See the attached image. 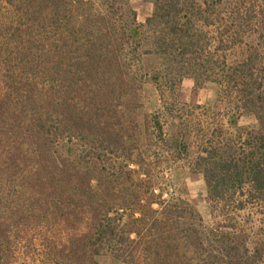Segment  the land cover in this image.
<instances>
[{
    "label": "trees",
    "instance_id": "trees-1",
    "mask_svg": "<svg viewBox=\"0 0 264 264\" xmlns=\"http://www.w3.org/2000/svg\"><path fill=\"white\" fill-rule=\"evenodd\" d=\"M217 12L0 0V264H264L263 54L243 40L261 24ZM185 77L219 88L222 120L163 101ZM148 82L162 104L138 118ZM192 145L205 220L158 182Z\"/></svg>",
    "mask_w": 264,
    "mask_h": 264
},
{
    "label": "rangeland",
    "instance_id": "rangeland-1",
    "mask_svg": "<svg viewBox=\"0 0 264 264\" xmlns=\"http://www.w3.org/2000/svg\"><path fill=\"white\" fill-rule=\"evenodd\" d=\"M132 10L136 13V21L143 23L144 20L151 14L153 8V0H125ZM202 6L215 4L218 11V18H224L229 13H236L238 18H252V22H260L258 32L248 31L244 33L243 40L245 43L255 45L258 40H261L259 48L261 56L260 66L264 67V0H196ZM210 27L212 33L214 29ZM244 46L235 48L228 55V61H240L244 58ZM157 62L153 60L143 61V66L147 69L150 66H155ZM219 88L209 82L201 85H195L190 77L182 79L180 85L173 93H164V100L167 103L175 101L183 116L193 115L192 119H203L207 114L208 118H216L222 120L224 110L220 108L222 104L218 102ZM142 108L138 111V118L144 113H151L159 109L162 104L158 90L155 86L148 82L144 85L141 91ZM196 107H200L197 109ZM204 112H207L204 114ZM197 121V120H195ZM196 123V122H195ZM238 127L246 130H256L257 122L255 115L252 112H243L238 120ZM196 152L194 145L189 150L187 158L181 161L174 162L170 165V169L162 176L158 182L162 187H167L173 197L182 204L191 206L194 211L202 219L208 218L206 198V187L204 180L199 173H194L190 169V161ZM98 264H117L115 259L108 253H104L97 259Z\"/></svg>",
    "mask_w": 264,
    "mask_h": 264
}]
</instances>
